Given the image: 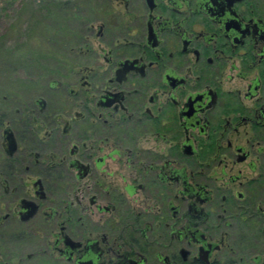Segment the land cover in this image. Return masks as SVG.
Masks as SVG:
<instances>
[{
	"label": "flooded vegetation",
	"instance_id": "1",
	"mask_svg": "<svg viewBox=\"0 0 264 264\" xmlns=\"http://www.w3.org/2000/svg\"><path fill=\"white\" fill-rule=\"evenodd\" d=\"M0 102V264H264V0H74Z\"/></svg>",
	"mask_w": 264,
	"mask_h": 264
},
{
	"label": "rangeland",
	"instance_id": "2",
	"mask_svg": "<svg viewBox=\"0 0 264 264\" xmlns=\"http://www.w3.org/2000/svg\"><path fill=\"white\" fill-rule=\"evenodd\" d=\"M74 0H0V102L15 82L39 74L49 29L60 24L58 7Z\"/></svg>",
	"mask_w": 264,
	"mask_h": 264
},
{
	"label": "trees",
	"instance_id": "3",
	"mask_svg": "<svg viewBox=\"0 0 264 264\" xmlns=\"http://www.w3.org/2000/svg\"><path fill=\"white\" fill-rule=\"evenodd\" d=\"M60 7V6H59Z\"/></svg>",
	"mask_w": 264,
	"mask_h": 264
}]
</instances>
